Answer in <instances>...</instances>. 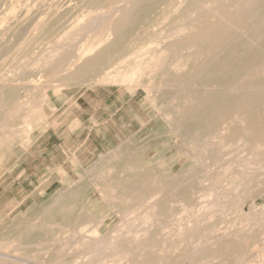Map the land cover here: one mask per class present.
I'll list each match as a JSON object with an SVG mask.
<instances>
[{"label":"rangeland","instance_id":"rangeland-1","mask_svg":"<svg viewBox=\"0 0 264 264\" xmlns=\"http://www.w3.org/2000/svg\"><path fill=\"white\" fill-rule=\"evenodd\" d=\"M36 1L0 0V55L11 53L19 38H22L23 45L27 46L16 50L14 63L4 69L0 67V253L21 256L20 252L14 249L16 241L31 230L36 232L38 226L41 227V222L48 219L45 216L50 213L49 210L57 211L62 208L82 209L84 213L82 217L68 218V223L60 229L61 232L53 236L56 242L65 243L61 246L64 250L73 248L72 242L82 230H96L100 238L106 237L108 240L118 233L119 237L123 238L121 240H124V247L133 246L138 242L157 241L161 250H165V245L175 244L177 240L182 241L181 247H185L194 238L189 240V237H185L184 219L191 218L194 214L202 216L208 207L198 212L196 201L188 200L185 204L190 207L187 208L188 211H185L186 207L184 214L180 209L176 211L180 212L179 215L184 219L177 213L172 216L168 209L164 214L165 219L153 225L138 220L131 222L128 217L133 216L137 211L135 209H144L147 206L135 205L138 191L118 193L113 188L114 180H122V174L117 172L116 168H138L124 179L128 183L149 175L146 170L148 166L164 170L169 179L177 176L193 156V151L184 143L181 144L180 134L167 122V104H164L166 95L176 88L178 79L188 80L186 76L195 70V63L190 60L184 65L175 64L180 51L171 63L168 59L169 52L157 44L166 40L179 44L181 40L189 39L198 31H187L179 27L159 32V28L152 25L165 15L166 23L174 25L190 23L194 26L201 25L204 29L210 24L211 28L208 26L205 30L212 32L213 39L221 46L224 41H229L224 34L236 28L242 21L245 28L259 21L263 12L252 16L251 9L255 8V5L260 6V3H256L257 0H224V11H227L224 18L223 11L218 17L199 19V13L203 11L200 8L190 18L182 19L184 0ZM25 2L29 5L27 9L31 11L26 12ZM262 4L264 9V3ZM234 5H240V9H234ZM106 7L111 10L109 8L110 11L105 9L106 13L99 12ZM94 8L97 10H91ZM128 14L139 15L138 20L142 25L131 23L119 32L120 20L128 17ZM178 17H181V20ZM221 21L222 25L217 26ZM35 22L37 25L34 27ZM31 26L32 29L35 28V34H32L33 31L29 32ZM128 32L131 34H127ZM42 33L43 41L34 43V39ZM115 45L117 48L113 49ZM216 53L218 50L204 60H215ZM254 75L244 78L235 76L234 80L251 86L255 80ZM157 151L162 152V156L155 159ZM235 156L236 159L240 158L237 154ZM236 174L231 175L232 180ZM231 178L227 181L230 185ZM250 178H247L246 183L250 180L252 184L246 186L244 183L246 188L241 186L230 193V185L226 183L224 187H229H219L218 191L221 192L220 188L230 189L223 190V195L220 193L221 198H215V194L212 200L211 197L204 198L202 201L205 205L207 199L211 202L216 199L219 203L223 199V203L230 197L228 202L233 207L229 204L223 215L216 213L209 219L211 222L207 220L196 223L197 231L193 235L196 237L202 233L203 226L206 225L210 227L209 231H212L213 226H218V229L221 228L213 231L234 232L230 240L238 245L251 239L247 243V249L244 250L241 246V251L235 257V260L239 261L234 260V264H264V220L258 224L254 222L264 214V183L256 180L254 176ZM155 179L154 186L157 187V182H162V177L159 175ZM167 182L168 180L165 184ZM143 185L147 183L144 182ZM225 196H229L227 200ZM231 197L234 199L231 200ZM238 200L241 203L237 204ZM191 206L195 207V211L191 210ZM215 207V210L218 209ZM228 208H231L234 214L228 212ZM240 213L242 214L239 215ZM171 216L178 222H173ZM178 216L183 220L179 221ZM235 216L236 219L241 217L242 222H239V219L237 221ZM53 219L56 220L57 217ZM85 219L89 220L87 225L82 223ZM247 220L250 221V226ZM244 221L248 223L247 228ZM180 222L184 223L181 225L185 232L182 231L183 236L170 232L171 229L180 228ZM33 224H37L35 229ZM146 227L148 229H145ZM44 229L50 231L49 228ZM49 239L51 238L48 237L47 241ZM255 241L258 246H253ZM250 246L253 247L250 249ZM52 247L57 248L56 244ZM103 247L107 250L106 244ZM86 248L85 245L74 247L68 256L70 264H79V251ZM157 248L154 249L158 250ZM252 249L254 250L251 251ZM255 249L259 250L257 254L261 252L263 256L261 253L257 256ZM261 249L263 251H260ZM244 254L248 255L241 258ZM30 260L38 262L36 257Z\"/></svg>","mask_w":264,"mask_h":264},{"label":"bare ground","instance_id":"bare-ground-1","mask_svg":"<svg viewBox=\"0 0 264 264\" xmlns=\"http://www.w3.org/2000/svg\"><path fill=\"white\" fill-rule=\"evenodd\" d=\"M120 2L121 1H119V3ZM125 3L127 2L125 1ZM224 3V0H184V2L182 3L184 12H182L181 17L182 19L185 17L190 18V16L200 8L203 11L199 13V19H203L206 17H218L225 10ZM256 3H260V6L256 7L255 5V8L252 7L253 9H251V15L253 16L257 13L260 14L261 12H263L260 15L259 21H255L251 26L246 28L243 27L245 23L242 21L236 28L224 34L227 39L229 38V41H224L221 46L218 45L216 39H213V33L205 30L208 29V26L211 28L210 24L204 29L201 25L194 26V24L190 23L174 25L171 23H166L167 18L165 15V17L161 18V20L152 25V27L159 28V32L165 30L171 31L179 27L187 31L191 29H195L198 31V33L191 36L189 39L181 40L182 42H180L179 44H174L173 41L169 40L157 44L158 46H160V48H165L169 52L170 55L168 56V59L171 60V63L175 60L174 57L176 56L178 51H180V55H177V60L176 62H174L175 64L184 65L190 60L195 63V70L186 76L188 80L184 79V81H182L179 78L176 84V88L166 95L167 98L165 97L164 104H167V122L171 126H173L174 130L178 134H180L181 144L184 143L185 145H187L188 149L193 151V156L192 160L187 162L182 167L177 176H174L173 178L171 177L172 179H168V176H166V172L164 170H159L148 166V169L146 168V170L149 175L143 178H139L138 181L134 180L132 183H128L127 181L125 182L124 179H126L128 174L132 171H137L138 168H116V171H119L122 174V177H120L122 180H114L113 188L114 191H118V193L124 191H138L139 195L135 197V205L147 206L144 209H135L137 211L133 214V216L130 215L128 217L131 222L138 220L142 223H146L147 225H153L154 223H158L159 221L165 219L164 214L168 209L171 212L169 213L171 215L173 213L176 214V211L179 209L183 211L188 200L196 201L198 212H201L202 209L208 207V210H203L204 213L202 216L199 215L196 210L198 216L194 214L196 217H193L194 215L190 214L191 218H187L185 216V218H187L186 220L181 215H179L180 212L177 213L185 221V237H189V240H191V238H194V240L188 242L185 247H181L182 241L177 240L175 244L170 243L168 246L165 245V250H161V247H159V243L157 241L138 242L133 246L124 247L122 246V241L124 240H121L123 238H120V234L118 233L112 235L114 236V238L108 240L106 237L100 238L97 235L98 233L96 230H82L81 233L73 240V245H71L73 246V248L64 250V248L61 246L65 245V243H62V241L56 242L53 236H55V233L61 232L60 229L64 227V224L68 223V218H70L71 216L82 217L84 213L82 209L70 210L62 208L57 211L49 210L48 212L50 213L46 214L45 216L48 217V219L46 218L47 220L41 222V227L38 226V230L36 232L34 230H31L28 234H25L23 238H20L18 241H16L14 249L20 252L21 256H12L9 254L0 253V264H2L1 262H4L5 264H70V260L68 258L69 254L73 252L74 247H81L82 245L87 246V248L85 250L79 251V257L81 258V262L79 264H234V262L238 260L237 258V260H235V257L241 251V246L244 248V250L247 249L249 247L247 243L251 239L246 238V240L249 239L247 243L245 242L241 245H238L230 240V237H232V234H234V232H227V230H224L225 232H217L221 228L219 227L218 229V226H216L217 229L213 226L212 231H209L208 228L210 227H207L205 224V226H203L204 229H202V233L197 234L196 232V237H194L193 235L195 231H197L196 223H199V221L206 222L207 220L211 219V217L216 213H218L219 216L221 214L223 215V213L226 211L225 209L230 204V202H228L230 201L229 196H232V194L230 195V193H232L233 190H238L241 186L245 187L244 183H246L247 178L254 176L256 180L264 183V9L261 6L263 5L262 3H264V0H257ZM25 6H27L25 7V9L27 10L26 12L31 11L27 9L29 5H26V2ZM34 6H36V4H34ZM34 6L32 8H34ZM109 6L112 7L111 5ZM110 7H106L104 9L102 8L103 10L101 9L102 11L99 10V12L103 13L105 9L109 10ZM235 7L236 5H234V9ZM239 7L237 6L236 8L240 9ZM95 8L91 10H97ZM48 10L50 11V8ZM106 11L104 13H106ZM125 12L127 13V11ZM224 12L225 13L222 16L223 18L224 15L227 16V11ZM128 13H130V11ZM134 14L136 15V11H134ZM99 15L98 17L102 18ZM127 16L128 17H123L124 19L122 18V21L120 20L121 27L119 32H122V30L131 23L137 24L139 26L142 25L138 20L140 18L139 15L130 16V14H128ZM98 17H96V19ZM181 17H178V19L181 20ZM226 20L228 21V18ZM230 20L232 21V19ZM35 23L33 25L34 27L35 25H37V22ZM113 23H116V21H113ZM228 23L230 22L228 21ZM219 25H222V21L217 26ZM34 27L32 29L31 26V28L29 29V32L33 31L32 34L36 33ZM45 30L46 28L43 29L42 32ZM109 33L111 34V32ZM127 34H131V32H128ZM43 37L44 33H42L40 37L34 39L33 42H36V44H38L39 42L43 41ZM24 38H26V36ZM110 38L111 37L109 36V39ZM16 42L17 43H15V48H13L12 52L9 53L10 55L8 53H2L0 55V67L2 69L15 62L17 57L15 55L16 50L26 46L23 45L24 41L22 38H19ZM1 44L2 39H0V46ZM112 48H117V45ZM138 48L141 47L138 46ZM216 50H218V53H216L215 60H204L208 57L209 54H215ZM192 51L195 52L191 54ZM179 69H181L180 66ZM251 74H255V80L251 83V86H246L245 84L240 83V81L238 83L237 80H234L235 76L244 78L247 75ZM250 79L251 78H249V80ZM236 154L240 156L239 159H236L238 158L237 156H235ZM161 156L162 152L157 151L155 159H158ZM234 156L236 158H234ZM233 174L237 175H235L234 180H232L233 177L231 178V175ZM159 175H161L162 177V182H157L156 187L154 186L156 182L155 178L159 177ZM230 178L232 180L231 185L228 183L230 181ZM164 180H168V182L165 184ZM144 182L147 183V185H143ZM250 182L251 181L249 180L248 184H250ZM150 183L152 185H150ZM159 183L160 185L158 186ZM226 183L230 185L231 190L229 191L230 193L226 192L229 193V196H225L226 199L225 197L224 199L227 200L228 197L229 199L227 202L223 203L221 202L224 201L222 199L219 203V200L217 201L215 198H219L218 196H220L221 192V195H223L224 191L230 189L228 188L227 190H224L226 187H229V185L224 187ZM248 184L246 183V186ZM222 186L224 189L221 190L220 188L221 192H219V187ZM243 189L242 191H245V189ZM242 191H240V193H242ZM243 193L246 196V191ZM213 194H215L214 199L216 201L214 200L211 202L210 200H212ZM237 194H235V196ZM207 197H211V199H207V203L204 205L202 200L204 198L206 199ZM221 197L222 196H220V198ZM232 199L234 198L231 197V200ZM240 199L243 198L240 197ZM239 201L240 200H238L237 204L241 203ZM215 206H217L218 209L215 210ZM187 208L190 207H186L185 211H188ZM193 208L195 207L191 206V210ZM263 210L264 209H262V211ZM182 211L181 213L184 214V211ZM193 211L195 210L193 209ZM45 212H47V208H45ZM228 212L233 213V211H231V208H228ZM240 212H242V210ZM241 214L242 213H240L239 215ZM255 215L257 216V214ZM54 217H57V219L54 220ZM240 218H237L236 220L238 221V219L240 220ZM172 219L174 218L172 217ZM181 219L179 221L183 220ZM235 219L234 221H236ZM263 220L264 214L256 221L252 219V222L254 221L256 224H258ZM88 221V219H85L84 221H82V223L84 225H87ZM174 221L178 222L175 219L173 220V222ZM209 222L211 221L209 220ZM239 222L242 221L240 220ZM244 222L246 223V228L248 225L250 226V221L247 220L249 224L246 221ZM228 223L230 224V222ZM182 224L184 223L182 222L180 226L178 225V227L180 228L176 230L171 229L170 232L174 235L183 236L184 231L181 229L183 228L181 226ZM240 224L244 225L243 223ZM33 226L35 229V227H37V224H33ZM252 226L251 227L254 228L253 223ZM261 226V228L258 227V231L260 229H263V225ZM251 227L249 228L251 229ZM44 228H49L50 231H47ZM145 229H148V227H146ZM214 229H216L217 231H213ZM250 229L248 231H250ZM262 234L264 233L262 232ZM48 237L51 238L49 239V241H47ZM244 241L245 240H243V242ZM256 243L253 244V246H258V242ZM55 244L57 248L52 247ZM105 244L107 245V250L105 247H103V245ZM253 246H250V249ZM138 247L139 249H136ZM145 247L147 248L145 249ZM154 248H157L158 250ZM136 250L138 251L136 252ZM253 250L254 249H252L251 251ZM255 250L257 254L259 250ZM263 250L261 249L260 251ZM248 254H244V256H241V258L247 256ZM259 254H257V256H259ZM31 256L38 258V262L31 261Z\"/></svg>","mask_w":264,"mask_h":264}]
</instances>
